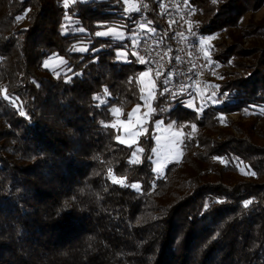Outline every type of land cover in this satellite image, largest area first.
I'll return each instance as SVG.
<instances>
[{
    "label": "trees",
    "instance_id": "16d2710c",
    "mask_svg": "<svg viewBox=\"0 0 264 264\" xmlns=\"http://www.w3.org/2000/svg\"><path fill=\"white\" fill-rule=\"evenodd\" d=\"M143 1L162 27L154 1ZM240 1L189 0L204 11L198 32L235 26L245 8L263 2ZM122 10L121 0L68 8L63 0H0V264H264V139L251 124H234L237 138L223 132L221 141L203 140L202 151L185 143L181 162L160 178L151 162L154 123L183 120L180 104L189 99L166 96L156 76L137 163L134 147L107 125L112 108L125 114L141 103L145 68L126 40L97 35L120 22L126 32L139 13L123 20ZM124 48L129 58L118 60ZM52 56L65 60L66 74L43 67ZM231 87L225 113L263 92L264 78L224 88ZM213 158L228 163L221 168ZM238 163L250 179L238 177Z\"/></svg>",
    "mask_w": 264,
    "mask_h": 264
},
{
    "label": "rangeland",
    "instance_id": "374dc122",
    "mask_svg": "<svg viewBox=\"0 0 264 264\" xmlns=\"http://www.w3.org/2000/svg\"><path fill=\"white\" fill-rule=\"evenodd\" d=\"M75 1L92 0H63L64 8H68ZM217 1L221 0H211L210 3L217 4ZM121 2L123 20L130 19L146 9V3L143 0H121ZM243 3L246 6L245 2ZM239 4L241 5V1ZM242 12L235 26L221 27L210 34H205L203 47L215 71L214 94L204 99L198 97L181 103L179 109L183 117L181 121L167 122L165 119H159L154 123L151 162L156 178L163 176L169 164L181 162L185 143H193V151L197 152V150L202 151L201 145L205 139L221 141L220 136L223 132L237 138L236 131L232 129L234 124H251L253 134L261 140L264 139V91L258 92L257 96L253 97L249 103L243 104L239 111L225 113L219 110L226 103L233 102L230 94L235 88L225 89L227 83L239 79L255 81L264 78V0L256 10L245 8ZM194 14L195 22L198 27H201L205 21L204 11L202 8H196ZM97 35L117 43H123L126 40L122 22L109 26ZM234 46L236 50L231 55L219 57L228 48ZM84 49V47L80 48V50ZM240 49L242 54L239 55ZM250 51L256 52L250 54ZM115 53L118 60L125 61L129 58L126 48L119 49ZM261 59L263 60L260 61ZM43 67L55 76L67 73L65 60L61 57H50L44 61ZM139 85L141 103L130 108L125 114L119 108H112L111 121L107 124L117 131L116 140L119 143L134 147L130 159L132 163H137L141 158L142 150L138 146V141L144 135L146 125L153 113L152 105L157 91L156 76L144 70L139 75ZM261 87L262 85H259V88ZM171 107L168 103L165 110ZM201 118L207 119L204 128L196 125V121ZM212 161L221 168L226 167L228 163L223 158H213ZM236 169L238 177L242 179L248 180L253 176L247 165L243 163H238ZM111 181L120 185L124 184V179L114 176H111ZM132 188L138 191L139 185H132Z\"/></svg>",
    "mask_w": 264,
    "mask_h": 264
},
{
    "label": "built area",
    "instance_id": "2783aa9c",
    "mask_svg": "<svg viewBox=\"0 0 264 264\" xmlns=\"http://www.w3.org/2000/svg\"><path fill=\"white\" fill-rule=\"evenodd\" d=\"M153 1L163 26L153 23L147 9L141 11L125 32L128 53L147 72L161 78L170 98L213 95L215 71L206 57V37L198 32L189 0Z\"/></svg>",
    "mask_w": 264,
    "mask_h": 264
}]
</instances>
